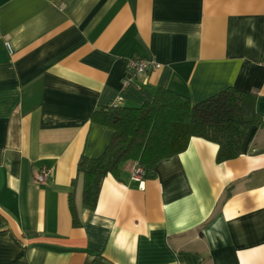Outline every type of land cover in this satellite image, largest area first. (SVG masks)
Segmentation results:
<instances>
[{
    "label": "crops",
    "instance_id": "1",
    "mask_svg": "<svg viewBox=\"0 0 264 264\" xmlns=\"http://www.w3.org/2000/svg\"><path fill=\"white\" fill-rule=\"evenodd\" d=\"M152 56L123 87L126 60ZM161 88L250 93L264 120V0H0V264H264V123L222 162L201 137L141 184L126 162L83 205L77 163L114 133L92 114Z\"/></svg>",
    "mask_w": 264,
    "mask_h": 264
},
{
    "label": "trees",
    "instance_id": "2",
    "mask_svg": "<svg viewBox=\"0 0 264 264\" xmlns=\"http://www.w3.org/2000/svg\"><path fill=\"white\" fill-rule=\"evenodd\" d=\"M91 120L112 128L114 133L101 156L81 157L77 163L82 203L90 208L97 202L104 177H118L126 162L141 166L146 178L157 162L183 151L191 137L216 143V161L222 162L237 157L264 123L255 110V96L234 89L192 103L186 96L161 88L150 103L138 107L107 105L97 109ZM68 202L72 224L78 225L72 193Z\"/></svg>",
    "mask_w": 264,
    "mask_h": 264
},
{
    "label": "built area",
    "instance_id": "3",
    "mask_svg": "<svg viewBox=\"0 0 264 264\" xmlns=\"http://www.w3.org/2000/svg\"><path fill=\"white\" fill-rule=\"evenodd\" d=\"M11 51V50H10ZM161 67V63L156 60L155 57H132L126 60L125 72L121 80V85L126 87L128 85L140 86L138 83V78L143 77L142 83H147V79L145 76L153 70H157ZM122 97L119 96L113 102H111L108 106L116 107L121 104ZM47 174L46 169H41L35 180L38 183H43L45 181V177ZM131 178L132 180L139 181V183H143L144 180V170L141 166L134 163L131 168Z\"/></svg>",
    "mask_w": 264,
    "mask_h": 264
}]
</instances>
